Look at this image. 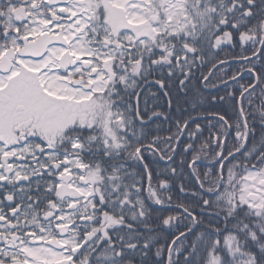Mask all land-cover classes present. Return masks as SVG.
Masks as SVG:
<instances>
[{"label": "flooded vegetation", "instance_id": "af4514ba", "mask_svg": "<svg viewBox=\"0 0 264 264\" xmlns=\"http://www.w3.org/2000/svg\"><path fill=\"white\" fill-rule=\"evenodd\" d=\"M168 1L0 0V18L7 31L0 36V59L12 54L10 69L0 71V264H120L121 252H135L137 247L122 242L121 232L130 238L135 230L118 228L120 220L109 228L87 224L88 209L90 214L95 209L100 214L101 209L95 207L110 202L118 210L135 215L138 211L139 219L147 204L154 205L163 210L165 226L180 216V210L187 211L196 222L205 215L224 218L205 205L208 196L215 197L223 179L222 171L227 170L229 153L220 154L227 138L223 142L220 139L221 152L213 158L198 156L212 153L208 146L210 137L213 148L217 147V137L212 134L216 131L212 127L219 125L215 117L205 118L208 113L183 115L181 106L194 108L200 102H185L180 99L183 94L170 96L171 90L181 91L179 84L165 86L161 81L162 88L156 84L161 96L154 95L146 81L137 84L132 68H104L107 59H146L154 54V49L162 50L167 44L172 52L166 56L174 57L176 46L183 45V33L154 28V23L160 26L161 20L166 21L167 30L173 28L170 24H182V16L174 22L172 16L167 17ZM190 2L197 6L192 0H183V4ZM27 29L32 31L26 32ZM43 33L63 38L65 45L50 46L43 58L18 54L21 45L35 41ZM106 44L113 49L110 55L104 49ZM44 60L47 61L41 65ZM215 85L201 86L207 91ZM105 92H122L132 107L134 119L143 124L137 130L131 129L128 152L141 151L146 167L143 166L144 175L140 177L144 176L147 184L140 186L131 198L117 197L120 185L111 188L117 181H105L101 174L92 173L91 164L83 161L89 155L103 153L105 147L110 151L111 141L120 153L119 138L114 127L109 126L115 124V118L106 125L103 109L98 105ZM226 103L230 106V100ZM111 105L113 111L108 117L115 114L114 101ZM153 114L160 116L142 123ZM203 128L209 138L197 136L198 132H205ZM137 136L141 137L138 142ZM156 151L165 160L197 151L198 155L189 160L188 169L194 160H200L192 164V169L202 164L207 173L212 169L209 176L213 179L217 175L218 181H195L200 190L189 187L187 191L183 181L177 185L165 179L160 168L152 167ZM58 157L66 159L56 164ZM47 173L49 178L42 180ZM171 188L176 190L179 201L176 196L170 197ZM154 189L164 190L165 197L160 198ZM25 192L35 196L26 197ZM44 217L48 220L44 221ZM100 220L99 216L97 224ZM191 224V217L188 224L178 223L180 231L176 235ZM151 229L149 226L145 230Z\"/></svg>", "mask_w": 264, "mask_h": 264}, {"label": "trees", "instance_id": "16d2710c", "mask_svg": "<svg viewBox=\"0 0 264 264\" xmlns=\"http://www.w3.org/2000/svg\"><path fill=\"white\" fill-rule=\"evenodd\" d=\"M200 2L204 7L201 18H199L201 25L186 28L182 32L183 45L176 46L173 58L166 56L167 53L172 52L170 48H167V44V47L164 46L162 50L154 49V54L146 59H130L129 61L125 57L119 58V60H109L105 65L108 68H116L118 65L127 70L132 68V74L136 75L134 79L137 84L149 79H158L163 81L165 86L181 85V91L174 89L169 92V95L175 97L183 94L180 99L185 102L189 100L200 102L194 108L187 105L181 106L180 111L183 115L188 117L193 113H215L223 116L228 122L230 134L227 139L229 138L230 141L226 139L223 150L225 153L234 150L236 145L241 144L243 138H246L245 148L226 160L227 170L222 171L223 179L219 190L213 199L208 196L209 199L205 205L207 208L216 209L224 218L205 215L197 221L193 230L177 238L176 234L180 231L177 230V224H188L190 220L184 210H180V216L175 220L172 219L165 226L161 216L163 210L154 205L147 204L142 219H139L138 211L135 215V212L132 214L128 210H118L114 202H110L106 206L95 207L101 209V212L98 211L100 214L96 212V209L90 214L91 211L88 209L87 224L109 228L114 223L118 224V220H120L121 225L118 228L126 226L129 227L128 229H134L135 231L130 233V238L124 237L123 232L120 236L125 244L129 245L130 243L137 246L136 254L139 258L136 260L143 262L142 264H165L167 253L171 258L169 264H264V193L259 195L256 201H253L250 193L254 191L253 187L256 186V183L249 180V177L255 176L264 178V43L255 57L245 59L257 50L261 42L264 0H200ZM240 32L250 34L251 41L245 45L238 43L237 35ZM228 33L232 37V42L224 46L217 45L215 38L227 39ZM5 34L7 31L2 26L0 18V36ZM230 58L235 60L213 69L210 76L206 78L208 85L229 78L226 75L230 73L231 77H234L244 68L251 71L221 85L215 91L204 90L201 80L206 77L210 68L220 60ZM252 84L254 86L249 88ZM148 87H151L150 90H153L154 95L161 96L157 85L149 84ZM225 87H230L232 93L225 92ZM242 91L246 92L240 98L238 108L236 99L240 97ZM220 100H230V108L212 106L213 101ZM113 101L114 112L119 115L121 121L119 123V119H117L114 125L109 126L114 127L115 135L119 138L120 153H117L113 141H111V144L108 145L110 151H107V147H105L103 153L89 155L83 161L86 164H91L92 173L101 174L105 181H117L111 184V188L113 186L117 188V183L120 185L117 197L131 198L133 197L132 193L136 195L137 189L143 184H147L145 177H140L141 174L144 175L141 162L132 150L130 153L128 152L131 129L136 128L137 130L143 124L134 119L132 107H130V103H126L127 100L123 98L122 92L114 95L105 92L104 98L99 100L98 105L103 109L106 125L109 121L108 111L111 110ZM217 123L221 124L220 121ZM161 126L163 128L164 124ZM203 131L205 132H198L197 136L203 139L209 138L205 128ZM240 131V140H238L236 138L238 136L234 138L233 134ZM223 132L224 128L222 127L215 149L211 144L213 138L210 137L208 146L212 153L208 156L195 154L197 151L188 153L187 156L180 153L169 162L161 164L164 166L165 179L172 180L177 185L183 181L187 191L190 190L189 187L199 189L195 184L196 180L189 172L188 162L195 155L206 159L213 158L221 147L220 136ZM177 133L178 131L175 130V134ZM204 133L207 136H204ZM140 139L141 137L137 136L135 141L138 142ZM108 142L106 141V145ZM65 159V157L55 158V163L59 164ZM41 160L43 162V158ZM45 164H49V162L46 161ZM205 168L206 166L202 164L194 166L193 172L197 176V181L204 182L206 178L205 182L214 181L216 183L217 175L213 179L210 178L212 169L207 173ZM208 168L210 169V167ZM48 178V173L43 174L42 180ZM154 190L160 198L165 197L164 190ZM169 192L171 198L174 199L176 196L175 199L179 201L176 190L171 188ZM201 195L204 196V194ZM25 196L34 197L35 194L25 192ZM83 216L80 220L83 219ZM99 216L101 220L97 224ZM212 221H215L219 225L218 227H223L222 231L210 229L206 223ZM149 226L152 229L146 231L145 229H149ZM142 228L143 230H141ZM125 244L122 243V245ZM157 255L159 257L156 261ZM129 256L131 254L128 251L121 252V259L129 260Z\"/></svg>", "mask_w": 264, "mask_h": 264}, {"label": "rangeland", "instance_id": "374dc122", "mask_svg": "<svg viewBox=\"0 0 264 264\" xmlns=\"http://www.w3.org/2000/svg\"><path fill=\"white\" fill-rule=\"evenodd\" d=\"M192 1L197 6H194V4H192L191 2L189 4H187V3H184L183 4V0H177V1L176 0H169L168 1V4L165 5L166 11L170 10V12L167 14V17L168 16H172L173 18L171 20H173V21H171V22H174L175 20H177V16L178 17L182 16V18H180V20H182V24H180V25L170 24L173 28L170 29V30H167V28L165 27V24H164L166 21L164 22L163 20H161V23H159V24H161L160 26H157V23H154L155 30L164 31V32H167V31L170 32V31L180 30L184 26V24H186L187 22H189V18L187 17V15H189L188 8H190V7L193 9V12H194L195 17L196 18H199V17L201 18V14H202V9H201L202 7H201V5L198 4V1L197 0H192ZM182 4H183V6H182ZM162 25H163V27H162ZM32 29H27L26 32L32 31ZM104 49L109 53L108 55H110L111 53H113L112 47L109 46V45H107V44L104 45ZM46 61L47 60L41 61V65L43 63H45ZM69 96L70 95H68V97ZM215 106H217V105H215ZM49 111L50 110L48 109V112ZM114 117H117V115L114 114ZM253 178H250L249 177V180L250 181H253L252 183H256V186L258 185V182L264 180V178H259L257 176H255ZM256 189L258 191L257 192L258 195L261 196V194L264 193V188H262V189L261 188H256Z\"/></svg>", "mask_w": 264, "mask_h": 264}, {"label": "water", "instance_id": "95a60500", "mask_svg": "<svg viewBox=\"0 0 264 264\" xmlns=\"http://www.w3.org/2000/svg\"><path fill=\"white\" fill-rule=\"evenodd\" d=\"M53 38V36L42 35L36 43H29L25 45V47L21 49V52L24 51L31 56L39 57L45 53L47 46L54 42ZM238 40L242 43H245L249 40V36L241 33ZM6 62H8L7 58H3L1 60L0 69H2V66L5 65Z\"/></svg>", "mask_w": 264, "mask_h": 264}, {"label": "bare ground", "instance_id": "6f19581e", "mask_svg": "<svg viewBox=\"0 0 264 264\" xmlns=\"http://www.w3.org/2000/svg\"><path fill=\"white\" fill-rule=\"evenodd\" d=\"M193 220L196 222V220L194 218H193ZM206 224L208 225V227L210 229H214L215 231H222V229H223V227H218L219 225L215 221H212V222H209V223H206ZM136 253H137L136 251L135 252H131L130 253L131 256H130L129 260L121 259V255H120V261H119L120 264H142L143 262H138L136 260V258H139ZM158 257L159 256L157 255L156 256V261L158 260ZM140 258H142V257L140 256ZM170 262H171V258H170L169 253H167L166 256H165V264H169Z\"/></svg>", "mask_w": 264, "mask_h": 264}]
</instances>
